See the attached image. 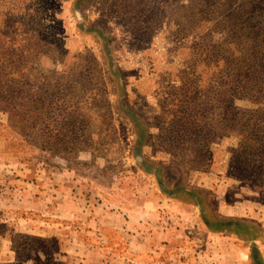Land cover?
<instances>
[{
	"label": "rangeland",
	"instance_id": "obj_1",
	"mask_svg": "<svg viewBox=\"0 0 264 264\" xmlns=\"http://www.w3.org/2000/svg\"><path fill=\"white\" fill-rule=\"evenodd\" d=\"M244 1L252 0H234L232 7ZM190 3H41L42 22L50 24L51 17H56L58 37L66 50L63 62L49 57L42 59V65L67 73L81 69L89 77L86 83L93 93L106 88L108 94L106 102L97 98L92 113L87 114L88 128L83 131L82 127L81 134L93 139V149L89 151L18 155L8 147L0 128V264H62L60 238L47 243L19 236L34 235L30 230L36 228H48L38 222L42 212H49L48 196L42 203L36 190L39 184L46 186L51 181L82 201L81 206L73 208L77 212L81 208L84 211V206L94 212L98 205L107 211L121 212L169 197L182 202L187 212L200 213L196 228H205L204 214L212 221L235 220L255 226H233L234 233H213L235 241L241 264H264V169L260 174L264 157L258 155L256 146L249 148L248 154L238 153L239 138L228 131H220L216 136L205 132L204 141L210 142L209 154L201 152L196 141L181 147L168 140L167 131L174 118L167 112L181 110L168 97L192 79L189 73L207 72L217 66L206 56L211 55L208 46L216 44L218 38L197 34L202 30L192 28L189 15L196 13L197 4ZM261 29H248L246 33L258 35ZM258 41L264 42V37ZM243 95L238 94L240 99L234 102V109L256 108ZM105 104L107 109L100 108ZM7 122L8 115L0 111V123ZM206 123H202L203 128ZM66 192H62L64 196ZM56 209H52L53 213H57ZM159 211L166 212L168 208ZM259 228L261 237L252 240ZM14 238L18 251L14 250ZM231 258L238 264V256Z\"/></svg>",
	"mask_w": 264,
	"mask_h": 264
},
{
	"label": "trees",
	"instance_id": "obj_2",
	"mask_svg": "<svg viewBox=\"0 0 264 264\" xmlns=\"http://www.w3.org/2000/svg\"><path fill=\"white\" fill-rule=\"evenodd\" d=\"M191 1L197 4L196 13L189 15L192 28L202 30L197 34L218 38L216 44L208 46L211 55L206 56L217 66L207 72L189 73L192 79L168 97L181 109L167 112L174 118L167 131L168 140L180 146L196 141L198 149L209 154L210 142L203 138L206 131L213 136L220 131L234 132L240 141L238 153L248 154L249 148L256 146L258 155L264 157V42L258 41L264 37V0L244 1L235 8L234 0H189V4ZM44 2L0 0V111L8 115V122L0 123V128L8 147L18 155L89 151L93 149V139L81 134L82 127L83 131L88 128V115L97 98L106 102L108 92L101 88V93H93L86 83L89 77L81 69L67 73L42 65L43 58L63 62L66 56L56 30V17H51L50 24L42 22L44 12L40 5ZM258 27L263 33H246ZM238 94L246 95L256 108L236 111L234 102L240 99ZM204 122L207 123L203 128ZM263 169L264 163L260 174ZM202 218L215 233H234L233 226L257 228L235 220L212 221L205 214ZM258 233L252 240L261 237L260 228ZM19 236L47 243L55 241L22 233ZM13 241L14 250L18 251L15 238Z\"/></svg>",
	"mask_w": 264,
	"mask_h": 264
},
{
	"label": "crops",
	"instance_id": "obj_3",
	"mask_svg": "<svg viewBox=\"0 0 264 264\" xmlns=\"http://www.w3.org/2000/svg\"><path fill=\"white\" fill-rule=\"evenodd\" d=\"M45 184L38 185L36 194L42 203L48 196L49 212L38 218L48 228L30 232L60 238L62 264H236L231 258L235 256L238 264L242 263L235 241L214 234L205 224L204 229L196 228L200 213L187 212L180 201L168 197L160 199L163 205L146 202L121 212L104 210L103 205L93 208L94 212L85 206L77 212L73 208L82 201L76 195L67 194L64 186H54V181ZM56 187L58 190H53Z\"/></svg>",
	"mask_w": 264,
	"mask_h": 264
}]
</instances>
